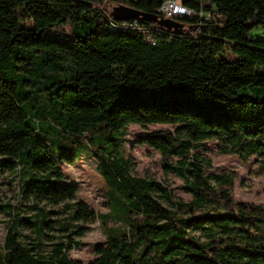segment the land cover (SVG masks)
<instances>
[{"label":"trees","instance_id":"1","mask_svg":"<svg viewBox=\"0 0 264 264\" xmlns=\"http://www.w3.org/2000/svg\"><path fill=\"white\" fill-rule=\"evenodd\" d=\"M107 1L154 13L153 21L137 17L155 42L138 28H109L135 15L110 16ZM161 1L0 0V169L10 167L19 181L0 264H82L69 250L94 216L105 240L92 264H264V204L236 200L233 174L207 171L209 158L193 150L211 137L227 153L240 143L264 149V38L250 34L264 24V0H210L206 17L179 16L173 27L157 20ZM200 1L182 0L192 9ZM65 24L70 36L50 32ZM130 123L174 125L136 142L159 150L190 199L174 198L164 179L131 173L123 151H114ZM92 127L119 137L95 144ZM52 134L85 141L96 156L105 211L71 200L77 184L63 180L60 162L77 154H57ZM28 199L31 215L20 208ZM111 200L121 209L113 219Z\"/></svg>","mask_w":264,"mask_h":264},{"label":"rangeland","instance_id":"2","mask_svg":"<svg viewBox=\"0 0 264 264\" xmlns=\"http://www.w3.org/2000/svg\"><path fill=\"white\" fill-rule=\"evenodd\" d=\"M104 10L110 16L135 15L147 17L155 20L154 13L134 11L131 8L124 7L121 4L107 1L103 4ZM51 33L61 32L70 36V25L65 24L50 30ZM251 37L264 38V24L258 25L251 29ZM222 54H218L221 56ZM226 57H234V54L228 50L224 53ZM170 128L174 125L169 123H148L137 124L130 123L127 125V132L120 137L117 146L114 148L123 151L124 157L131 163V173L139 176L154 177L156 179H164L172 192L174 198L188 200L191 198L190 192L182 187V179L172 170H164L162 155L159 150L146 143L140 144L136 142L139 134L146 133L151 130ZM92 138L95 144H111V138L119 137V133L115 131H104L97 127L91 128ZM70 135H54L49 137L51 145L57 154L62 152H71L77 154L72 163L60 162L63 171V180L77 184V192L71 200H84L90 208L95 211L103 212L108 208L106 203L107 185L96 167L97 158L91 150L86 146V142H74ZM238 152L227 153L220 150L217 138L211 137L202 140L199 145L193 148L201 155L209 158L210 163L207 166L209 172H227L234 176V196L236 200H246L254 203L264 204V150L261 146L255 147L252 144H237ZM243 156H246L245 158ZM175 156L168 155L165 159L169 161L175 160ZM0 156V160H1ZM19 181L18 176L8 166L0 169V243H2L6 232L7 204H17L19 197ZM163 203L168 204L165 200ZM112 202V210L109 213L113 219L114 213L119 212L120 204L114 200ZM31 199L22 202L20 208L25 215H31L34 210L28 206ZM44 204L46 208H60L61 204H51L49 202L40 201L39 205ZM50 217L60 216V213H53ZM100 217L101 214H100ZM104 218V217H103ZM112 219H108V224L116 223ZM118 221L117 223H119ZM116 223V224H117ZM87 227L83 234H73L74 239L79 243L72 246L69 255L73 258L80 259L82 264H92L96 256V245L103 243L105 235L103 225L98 221L96 216L89 219L86 223ZM23 233H29L30 227L24 224L21 227ZM49 233L56 230L47 229ZM195 234L203 238L199 231Z\"/></svg>","mask_w":264,"mask_h":264},{"label":"built area","instance_id":"3","mask_svg":"<svg viewBox=\"0 0 264 264\" xmlns=\"http://www.w3.org/2000/svg\"><path fill=\"white\" fill-rule=\"evenodd\" d=\"M210 0H201L198 9H192L186 6L182 0H162L158 6V11L163 18L175 20L179 16L197 14L201 17H206L204 12V4ZM140 21H142L137 16L130 17H119L116 18L109 24V28H138L147 42L154 43L155 35L149 27L143 26ZM163 27V28H162ZM170 29L166 26L160 25L159 29Z\"/></svg>","mask_w":264,"mask_h":264},{"label":"water","instance_id":"4","mask_svg":"<svg viewBox=\"0 0 264 264\" xmlns=\"http://www.w3.org/2000/svg\"><path fill=\"white\" fill-rule=\"evenodd\" d=\"M157 20H158V22H160V23H162V24H164V25H166L168 27H173V26H176L177 25V23L174 22L171 19H166V18H163V17H161V18L158 17Z\"/></svg>","mask_w":264,"mask_h":264}]
</instances>
